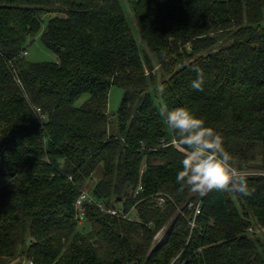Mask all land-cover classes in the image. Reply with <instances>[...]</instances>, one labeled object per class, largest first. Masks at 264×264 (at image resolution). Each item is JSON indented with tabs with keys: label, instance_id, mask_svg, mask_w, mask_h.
Returning <instances> with one entry per match:
<instances>
[{
	"label": "trees",
	"instance_id": "trees-1",
	"mask_svg": "<svg viewBox=\"0 0 264 264\" xmlns=\"http://www.w3.org/2000/svg\"><path fill=\"white\" fill-rule=\"evenodd\" d=\"M127 2L132 29L119 0H0V264H264L248 231L264 229V0ZM44 14L56 63L24 55ZM185 106L249 172L248 195L179 190L187 150L163 113ZM88 181L133 219L86 204L79 223Z\"/></svg>",
	"mask_w": 264,
	"mask_h": 264
},
{
	"label": "clouds",
	"instance_id": "clouds-1",
	"mask_svg": "<svg viewBox=\"0 0 264 264\" xmlns=\"http://www.w3.org/2000/svg\"><path fill=\"white\" fill-rule=\"evenodd\" d=\"M195 70L197 79L192 81L191 87L203 91L204 74L199 68ZM163 118L176 134L174 143L178 142L187 150L181 162L182 170L176 174L179 190L187 188L201 196L212 190L249 194L247 180L234 167L233 156L215 129L205 126L204 120L186 106L164 112Z\"/></svg>",
	"mask_w": 264,
	"mask_h": 264
},
{
	"label": "rangeland",
	"instance_id": "rangeland-1",
	"mask_svg": "<svg viewBox=\"0 0 264 264\" xmlns=\"http://www.w3.org/2000/svg\"><path fill=\"white\" fill-rule=\"evenodd\" d=\"M119 2L123 10V13L125 14V16L127 17L129 21L130 28L132 29L133 26H132L131 21L133 20V17H132V13L128 5V2L127 0H119ZM51 16L52 15L50 14H44L41 16V28L39 32L33 38H29L25 43V52L27 53L25 58L30 62H34V63L54 62L56 63L58 60L56 54L48 50L41 41V36L44 30L46 29L48 21L51 18ZM132 34L134 35V37L136 38V41L138 42L140 46V37H139L138 32L134 31L133 29ZM122 96H123V91L121 88H118L115 86H112L110 88L108 100H107V111L109 115H113V116L116 115L121 99H122ZM155 102L159 110L160 109L164 110V105H163V101L161 99L160 94H157L155 96ZM1 183H2V179L0 178V185ZM93 186H94L93 181H88L83 191L90 193ZM251 228H253V232L249 233L250 237L253 239L258 238L260 239V241L264 242V229L258 226L254 222Z\"/></svg>",
	"mask_w": 264,
	"mask_h": 264
},
{
	"label": "built area",
	"instance_id": "built-area-1",
	"mask_svg": "<svg viewBox=\"0 0 264 264\" xmlns=\"http://www.w3.org/2000/svg\"><path fill=\"white\" fill-rule=\"evenodd\" d=\"M26 52H24V55L26 56ZM174 147H177V142L174 143V140L172 141L171 143ZM239 174H249V172H238ZM253 174H260V173H255V172H251ZM142 189L141 187H139L136 192H135V195L138 194L139 192H141ZM157 202H158V205H162V203L164 202V199L163 197L161 196H157L156 198ZM97 205L101 211L105 212L106 214H109L111 216H115V217H121L123 219H128V220H132L133 218L131 217V215L128 213V214H125L123 212L122 209L120 208H104L102 207V205L100 204H97L95 199L93 198V196L89 193V192H85V191H82L79 195V197L77 198V200L75 201L74 203V207L79 211L78 214L76 215V220L81 223L83 222V218H84V214L81 212V208L82 206L84 205ZM187 207L188 209H192L193 210V219L192 221L190 222V226H191V231L195 228V218L197 215H199L201 213V205H200V201L197 202V203H193V202H190L187 204ZM249 232H253V228H249L248 229ZM154 239L156 240V243L157 244H163L165 241H166V238L164 237V232L163 231H160L158 232Z\"/></svg>",
	"mask_w": 264,
	"mask_h": 264
},
{
	"label": "water",
	"instance_id": "water-1",
	"mask_svg": "<svg viewBox=\"0 0 264 264\" xmlns=\"http://www.w3.org/2000/svg\"><path fill=\"white\" fill-rule=\"evenodd\" d=\"M242 238L246 239L247 238V235H243Z\"/></svg>",
	"mask_w": 264,
	"mask_h": 264
}]
</instances>
